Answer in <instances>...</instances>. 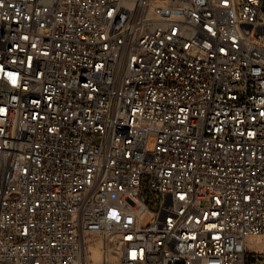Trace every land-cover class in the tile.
Masks as SVG:
<instances>
[{
    "label": "built area",
    "instance_id": "built-area-1",
    "mask_svg": "<svg viewBox=\"0 0 264 264\" xmlns=\"http://www.w3.org/2000/svg\"><path fill=\"white\" fill-rule=\"evenodd\" d=\"M263 237L264 0H0V264L260 263Z\"/></svg>",
    "mask_w": 264,
    "mask_h": 264
},
{
    "label": "rangeland",
    "instance_id": "rangeland-1",
    "mask_svg": "<svg viewBox=\"0 0 264 264\" xmlns=\"http://www.w3.org/2000/svg\"><path fill=\"white\" fill-rule=\"evenodd\" d=\"M144 189L147 190L148 187L146 185V183L144 184ZM161 200V196L160 194H150L149 195V199H148V206L150 211H157L158 209V201ZM156 201V202H155ZM152 218L151 214H148V216L146 217V219L144 220V223H149L150 219ZM264 242V237L262 240V243ZM255 246V244L253 245ZM260 263H257L256 261V256L252 255V254H248L247 255V263L248 264H264V255L258 256Z\"/></svg>",
    "mask_w": 264,
    "mask_h": 264
},
{
    "label": "bare ground",
    "instance_id": "bare-ground-1",
    "mask_svg": "<svg viewBox=\"0 0 264 264\" xmlns=\"http://www.w3.org/2000/svg\"><path fill=\"white\" fill-rule=\"evenodd\" d=\"M259 239H261V237H259ZM254 244H255V246H256L257 248H259V249H261V250H264V242H263V243H259V244L251 242V245H252V246H253Z\"/></svg>",
    "mask_w": 264,
    "mask_h": 264
}]
</instances>
